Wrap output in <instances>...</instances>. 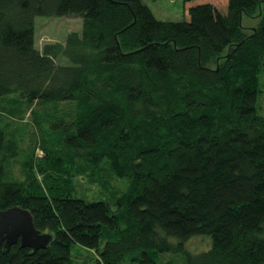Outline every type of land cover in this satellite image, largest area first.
Wrapping results in <instances>:
<instances>
[{"label":"trees","instance_id":"16d2710c","mask_svg":"<svg viewBox=\"0 0 264 264\" xmlns=\"http://www.w3.org/2000/svg\"><path fill=\"white\" fill-rule=\"evenodd\" d=\"M183 15L159 20L143 0H0V210L25 209L51 235L38 250L2 244L0 264H71L75 244L91 264L166 252L264 264V0H183ZM64 16L80 30L37 48L35 17ZM5 120L31 126L21 160ZM113 177L126 187L112 192ZM197 235L210 248L185 252Z\"/></svg>","mask_w":264,"mask_h":264},{"label":"rangeland","instance_id":"374dc122","mask_svg":"<svg viewBox=\"0 0 264 264\" xmlns=\"http://www.w3.org/2000/svg\"><path fill=\"white\" fill-rule=\"evenodd\" d=\"M143 2L151 9L153 15L163 21H180L183 19V0H143ZM258 19H251L248 17H242V25L246 28L257 26ZM81 27V19L74 17H35L34 19V40L35 46L41 49L45 44L51 42L63 43L66 36L71 32H78ZM258 112L264 115V88L261 89V93L258 101ZM15 121V120H13ZM12 120H5L10 125V129L14 132V137L17 139L18 154L17 159L25 157L27 144L32 138L30 135L31 126L29 123L23 121H16L13 124ZM17 128V129H16ZM26 146V147H25ZM25 147V148H23ZM15 173H17L20 165L18 161L9 165ZM81 186L79 190L83 191L84 195L91 197H98L99 190L94 184L90 186L86 179L83 177L78 178ZM127 185V180L113 177L110 182V187L117 188L120 191ZM111 187V188H112ZM112 188V192L113 191ZM107 193L101 196L102 199L107 198ZM98 199V198H96ZM208 242V243H207ZM175 243V242H173ZM211 238L208 235L193 236L188 242L184 244V251L193 254L202 251H206L210 248ZM72 263L71 264H91L95 258V253L85 247H81L77 244L73 245L72 250ZM184 253L182 252H166L160 255V259L157 264H185Z\"/></svg>","mask_w":264,"mask_h":264},{"label":"water","instance_id":"95a60500","mask_svg":"<svg viewBox=\"0 0 264 264\" xmlns=\"http://www.w3.org/2000/svg\"><path fill=\"white\" fill-rule=\"evenodd\" d=\"M50 240V234L36 230L29 211L18 206L0 210V249L2 244L8 249L19 242L20 247L38 250L45 248Z\"/></svg>","mask_w":264,"mask_h":264}]
</instances>
